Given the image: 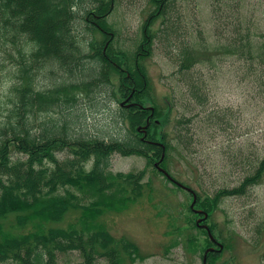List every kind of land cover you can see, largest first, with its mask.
I'll return each mask as SVG.
<instances>
[{"label":"trees","instance_id":"obj_1","mask_svg":"<svg viewBox=\"0 0 264 264\" xmlns=\"http://www.w3.org/2000/svg\"><path fill=\"white\" fill-rule=\"evenodd\" d=\"M177 1L150 0L155 10L144 23L140 45L129 54L114 43L115 29L106 19L112 0H89L82 8L79 0H0V51H6L7 43H11L18 53L14 58L15 81L7 96L10 107L0 120V264H59L58 252L75 250L84 264H96L104 257L109 264H134L144 258L135 243L110 235L102 217L137 202L144 187H151L152 180L144 179L147 167L160 172L155 162L163 152L161 144L165 151L161 165L170 173L172 151L184 157L183 151L193 143L189 125L197 114L178 115L171 134L164 130L158 134L159 124L153 120L163 118L162 125L170 119V112L165 113L152 95L144 63L161 33L168 40L167 46L176 44L172 36L178 35L181 26L173 20L171 10ZM83 9L82 18L91 37L78 32L75 24ZM159 16L164 18L163 27L154 31L152 25ZM97 32L102 34V41L94 38ZM234 47L238 48L236 43ZM254 49L250 44L249 51ZM180 55V71L191 69L199 60L197 50L190 46ZM43 70L58 74L59 81L41 88L39 75ZM112 75L118 76L117 82L112 81ZM103 93L116 101L117 95L132 94L130 100L138 103L120 105L116 122L123 124L127 133L108 140L87 136L76 129L74 119L79 116L74 109H78L82 96L95 100L100 96L95 95ZM194 95L200 103L205 101ZM144 97L153 103L152 115L151 108L141 106H146ZM66 113L75 115L69 118ZM43 114L48 116L39 121ZM148 119L147 135L142 139L137 128ZM59 152L72 156L61 159ZM115 153L145 157L146 168L114 172L111 165ZM251 167L253 172L239 185L220 188L213 197L202 201L195 190L196 207L209 213L223 198L246 194L260 184L264 180V156ZM69 214L74 218L60 224ZM190 229L180 233L182 241L175 240L169 247L181 243L197 252L199 231L207 236L208 232L193 222ZM207 243V247L215 246L209 236ZM221 243L224 249L210 252L207 264H217L215 257L229 246L227 241Z\"/></svg>","mask_w":264,"mask_h":264},{"label":"rangeland","instance_id":"obj_2","mask_svg":"<svg viewBox=\"0 0 264 264\" xmlns=\"http://www.w3.org/2000/svg\"><path fill=\"white\" fill-rule=\"evenodd\" d=\"M78 3L86 7L89 0ZM111 4L106 19L115 29L114 43L132 54L140 45L144 23L155 7L150 0H112ZM82 15L85 10L76 19L77 31L91 37ZM171 16L181 26L178 35L172 36L176 44L167 46L168 40L161 33L162 37L153 44L152 55L144 60L152 82L151 93L165 113L170 112L164 124L161 125L163 118L153 121L159 124L158 134L161 130L171 134L178 115L197 114L189 125L193 143L187 152L183 151L184 157L172 151L170 173L196 190L203 201L220 188L239 185L253 172L251 165L264 156V0H178ZM163 21L161 16L156 19L154 31L163 27ZM94 38L102 41V34L97 32ZM250 44H254L255 51H249ZM186 46L197 50L199 60L191 69L180 71V54ZM5 48L0 51V120L10 107L7 96L15 81L14 58L18 57L13 44L7 43ZM58 78V74L43 70L39 85L49 87ZM117 79L112 75L113 82ZM194 93L205 101L200 103ZM97 96L95 100L81 97L78 109H74L79 113L74 118L76 129L107 140L126 132V127L116 122L125 97L117 95L116 101L106 93ZM144 102L153 105L147 97ZM67 115L71 118L75 114ZM47 116L40 115L38 120ZM68 155L58 153L61 159ZM91 165L88 163L87 168ZM146 165L145 157L115 153L111 169L127 173L145 169ZM159 173L147 167L144 180H152L151 187H144L137 202L102 217L107 231L117 240L125 239L138 246L144 258L134 264H203L201 256L208 246L205 232L199 231L197 252L185 249L181 243L169 247L175 240L182 241L180 233L191 230L198 215L190 210V192ZM209 214L206 222L214 235L220 242L229 243L215 257L217 264H264V180L246 194L223 198ZM73 218L74 214H69L60 224L66 225ZM58 263L84 264L76 250L58 252ZM96 264L109 261L99 258Z\"/></svg>","mask_w":264,"mask_h":264},{"label":"water","instance_id":"obj_3","mask_svg":"<svg viewBox=\"0 0 264 264\" xmlns=\"http://www.w3.org/2000/svg\"><path fill=\"white\" fill-rule=\"evenodd\" d=\"M131 96H132V95H130V96H129L124 102H121V105L123 106L124 104H126V102L131 98ZM135 104H137V103H136V102H130V103L127 104V106H132V105H135ZM141 106L143 107V105H141ZM150 108H151V110H152V114H153V112H154V108H153V107H150ZM152 114H151V115H152ZM149 123H150V122H149V119H148V120H147V124H145V125H143V126H139V127L137 128L139 132H142V133H143V137H142L143 139H144V137L147 135V129H148V127H149ZM155 143H157V142H155ZM161 146L163 147V152H162V154H161L160 159L155 163V166H156V167L158 168V170H159L160 172H162V173H163V174H164V175H165L170 181H172L173 183L177 184L179 187H181V188H183V189L189 191V192L192 194V196H193V200H192L191 205H190L192 211H193L194 213H196V214H202V215H203L202 217H200V218L197 219L196 224H197V226L203 227V228H205V229L207 230L209 238H210L211 241H213V242L216 244V246H217V247L210 246V247H208V248L205 250V252H204V254H203L202 262H203V264H207L208 254H209L210 252H215V251H219V252H221V251L223 250V248H224V244L221 243V242H219V241L215 238V236L213 235V233H212L210 227H209L207 224H202V221L206 220V219L208 218L209 214H208L207 211H204V210H202V209H198V208L195 207L196 202H197V193L195 192V190H194L193 188H191V187H189V186L183 184L182 182L176 180L174 177L171 176V174H170V173H169L164 167L161 166L160 163L163 161V159H164V157H165L164 146H163L162 144H161Z\"/></svg>","mask_w":264,"mask_h":264},{"label":"flooded vegetation","instance_id":"obj_4","mask_svg":"<svg viewBox=\"0 0 264 264\" xmlns=\"http://www.w3.org/2000/svg\"><path fill=\"white\" fill-rule=\"evenodd\" d=\"M87 20H90L88 17H87ZM89 22H91V23H94L95 24V22L93 21V20H90ZM108 34H109V36H111V37H113L114 36V34L112 33V32H107ZM108 43H109V40L108 41H106V44H105V46H107L108 45ZM134 92V91H133ZM132 92V93H133ZM132 95V94H131ZM129 97V96H128ZM128 97H125L124 99H123V101H125ZM131 99V98H130ZM128 100L127 102H126V104H124L123 106H127V103H130V102H134V101H132V100ZM143 135V134H142ZM200 217H202V214H199V216H198V218H200ZM197 218V219H198ZM206 222L205 221H202V224H205Z\"/></svg>","mask_w":264,"mask_h":264}]
</instances>
